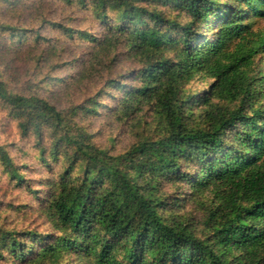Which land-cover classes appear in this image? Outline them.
Returning <instances> with one entry per match:
<instances>
[{"label":"trees","instance_id":"1","mask_svg":"<svg viewBox=\"0 0 264 264\" xmlns=\"http://www.w3.org/2000/svg\"><path fill=\"white\" fill-rule=\"evenodd\" d=\"M59 1L101 27L93 34L52 23L84 44L87 62L74 83L87 78L88 85L101 64L105 78L94 75V92L66 109L0 81V101L22 134L49 133L41 163L61 164L49 171L56 178L41 181L45 190H31L51 231L0 227V258L5 251L21 264H264V75L257 69L264 28L253 17L264 15V0ZM198 75L208 87L189 93ZM104 94L116 99L118 120L151 111L158 128L123 152L99 148L73 117L96 115ZM188 205L199 219L180 214Z\"/></svg>","mask_w":264,"mask_h":264},{"label":"rangeland","instance_id":"2","mask_svg":"<svg viewBox=\"0 0 264 264\" xmlns=\"http://www.w3.org/2000/svg\"><path fill=\"white\" fill-rule=\"evenodd\" d=\"M222 3L227 2L222 0ZM63 4L59 0H0V81L5 82L7 89L14 93L37 94L59 109L79 105L90 96L94 92L91 89L96 81L94 75L105 78L104 64H101L94 67L93 74L88 76V85L87 78L74 83L73 75L87 62L84 44H78L77 40L71 42L52 23L68 22L93 34L99 33L101 27L87 11L67 8ZM243 10L247 13L249 7L245 6ZM253 17L255 27L264 28V15L257 13ZM60 59L62 62L59 61V65L51 69L53 62ZM68 60L74 64L65 63ZM257 62V69L264 75V51L258 55ZM133 68L134 64L129 62L124 69L131 72ZM125 81L126 85L132 83ZM208 84V80L198 75L188 85L189 93L201 94ZM107 92L112 93V90ZM98 101L102 105L96 115L77 114L73 121L92 136L96 146L110 154L123 152L139 136L154 132L159 126L157 117L151 111L121 121L111 112L116 99L104 94ZM50 141L46 131L23 135L18 121L0 101V148L5 154L3 159L0 158V227L3 232L16 234L35 230L45 234L51 231L52 225L39 218L35 207L37 199L31 194V190L46 189L41 182L44 178H56L49 174L51 168L56 173L61 170L60 163L46 167L39 159L42 148L49 147ZM191 209L192 205H188L181 209L180 214L199 219L201 214H192ZM0 264L21 263L2 251Z\"/></svg>","mask_w":264,"mask_h":264}]
</instances>
